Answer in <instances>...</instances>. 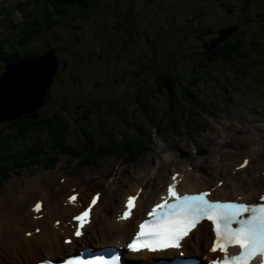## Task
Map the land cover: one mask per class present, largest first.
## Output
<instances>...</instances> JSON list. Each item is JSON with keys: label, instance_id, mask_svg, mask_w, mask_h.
<instances>
[{"label": "rangeland", "instance_id": "374dc122", "mask_svg": "<svg viewBox=\"0 0 264 264\" xmlns=\"http://www.w3.org/2000/svg\"><path fill=\"white\" fill-rule=\"evenodd\" d=\"M37 1L38 0H0V56L2 59L16 53L21 56L28 52L38 53L43 47L48 46L45 44L47 41L51 40L49 44H52V38H55L53 37L55 32H65L64 24L62 25L55 21L56 17L54 13H50L51 17L49 20L48 17L44 18V15L36 14L35 16L41 18H31L36 21L42 19V23L48 24L45 28H49H47V31L40 30L35 32L24 44L20 43V36L22 34L25 36L24 30L20 25L21 21L25 19L24 16H28L27 13L31 12L32 7L44 6V3H39ZM53 1L57 3L59 0ZM224 1L230 5L234 0ZM18 2L24 3L20 4ZM99 2L103 4V9L100 8L95 11L91 9L89 13H98L102 17L103 12L105 13L108 11L105 6L111 4L117 9V4L128 5L129 3L128 7H133V12L139 20L153 19L154 15L152 12L154 10L160 12L167 9L166 7L168 4H160L159 2L153 3L151 0H99ZM168 2L175 3L176 0H168ZM63 9L75 12L70 6H63ZM150 9L153 10L149 12ZM105 14L107 15V13ZM137 15H139V17ZM174 15L177 14L174 13ZM263 17L264 16H261L260 19ZM85 22H87L89 27L87 33L94 37L95 31L90 27L96 24L90 19L85 20ZM207 25V22H205L202 24V27L206 28ZM245 27H252V37L256 40L253 41L252 38L246 39L242 46L245 50L243 57L247 59L245 63L253 62L244 72L247 74L246 76L248 79L247 77L240 79L237 76L243 64L241 61L242 59H240L237 54L234 55L236 57L233 56L234 58L232 57L230 59H223L221 55L218 54V59L215 62H207L209 65L204 67V74L201 75V78L204 77L205 80H202L198 84V88H191L190 94L193 96L192 99L178 96L180 103H174L172 110L168 107L169 97L166 92L159 91V95L155 98L152 97L147 104L146 101L143 100L145 109H149V106H155L158 109L159 112H157L154 119H151V116L143 113L142 110L141 112L139 110L135 115L125 113L124 115H113V119H109L110 117H107V113L105 112L102 118L103 121L99 119L103 128H99V124L95 125V123H90V121L85 118L80 120L72 116L76 115V113H73L74 111H72L73 114L69 113V106L65 105L66 102L61 100L62 97L57 100H50L46 105L55 106L54 108H57L56 113L61 112L60 114H63V119L66 120L65 122L69 119L70 127L66 124H63V127H68L66 134L68 133V139L73 142V148L71 144L57 145L55 137H52V140L48 142L52 132L44 128L31 130V132L27 134V137L23 138L16 132L18 129L17 126L14 125L9 128L8 126L0 125V139L5 138L8 142V151L5 153L8 158H13V152H16L20 163L22 161L31 163L32 159H26L23 154L25 151L21 150L27 147H35L36 143L39 144V149L44 151L47 150L46 154H49L47 158H44L45 156L38 158L39 164H37V166L31 165L32 167H30L29 170L25 168H16V171L20 170L18 174H13L11 172L8 180L5 181V186L0 189V198H4V191L12 187L27 188V183L31 177H39V179L50 182L55 186L56 183L64 184V181L60 179H65L66 176H77L83 182L88 179H91L93 182H99L104 177L108 179L109 176H113L125 180L122 187L118 183L114 188L120 192L119 190L121 189L131 187L133 183L130 182L133 176L136 177L140 175L142 178H145L146 181L150 177L153 178L154 175L156 178L154 181L160 183L163 176L166 177L165 179L167 180L175 167L181 166L191 160H204L206 166H208V164L211 166L214 164L217 165V162L219 164L227 163L230 165L228 172H231L233 166L235 167V164L241 162L244 157H252L253 151L256 152L259 150L260 152H264V35L260 36L261 38L257 37L259 33H264L262 31V28H264V21L259 24L243 25V28ZM71 29L77 30V28ZM74 39L77 40L76 35H73L72 40ZM82 40L83 39L80 41ZM65 43L70 44L69 42ZM4 46L10 47V50H5V53L8 55H3ZM84 47L85 43L82 42L78 49L75 48L76 51H80V53H78L79 59L76 63H83V60L85 61L86 58L89 57V54L83 52L87 49V47ZM190 57L192 59L196 58L195 55ZM66 58L69 60L72 57L66 56ZM2 59H0V66L1 64H5L1 61ZM252 59L253 61H251ZM2 71L1 69L0 74ZM227 73H229L230 76L232 75V77L230 78ZM91 79L92 77L84 82V87L87 91L94 93L97 92V84L95 81L91 82ZM185 79L188 80L189 76ZM182 80H184V77ZM68 88L79 90L81 87L77 83L69 80L67 74L56 86L54 93L62 96V92L66 91ZM102 89L108 94L111 91L118 92L117 85L114 82H107L103 85ZM60 101L64 102V104L59 105L61 104ZM71 108L76 107L71 106ZM46 110H48V108H46ZM52 112L53 110H49L47 114H51ZM142 114H144V116ZM212 117L214 118L212 119ZM160 118H164L162 126L160 125L162 121ZM102 130L108 131L110 135L113 134L117 140L114 142L109 141V143L115 145L116 153L113 155L107 154L101 158L94 155L98 152L97 149L100 144L104 145L105 143L104 139L100 136ZM88 131H91L90 136L88 135ZM144 141L146 143L149 142L148 151L138 159L132 158V156L129 155L128 149L134 148L138 150L141 145L140 143ZM0 145L3 144L0 142ZM62 146L64 148H72L73 150L77 148L80 150L84 147L83 149L85 150L80 152L93 154V157L85 160L83 159L82 166L86 163L89 164L90 167L86 168V166L81 169L82 166L77 167L75 166V162H69L63 155L64 153L59 154V148ZM200 148H204V150L206 149V151H208L205 154H201L198 151ZM208 148L216 149L218 151L217 154H211ZM256 148L260 149L256 150ZM52 156H56L60 162L56 166L48 169L47 167H42L41 165L50 163L49 159ZM81 157L84 158L85 156L82 155ZM92 158L94 161L91 163L86 162ZM262 159L259 160L261 161ZM213 160H216V162H212ZM12 164L13 162L10 164L9 162L6 163V167L10 169ZM208 168L210 173L214 172L212 175L214 182L218 178H221L219 175L217 177V171L219 172L218 165L217 167ZM105 169L108 170V174L103 176L102 174ZM242 170H245V175H247L248 178L256 175L260 176L259 167L253 166L246 169L243 168ZM210 173L209 176H211ZM74 186L78 190V186ZM71 190L72 189H66L64 194H69ZM91 191L92 190H90L89 193L87 192V198L90 196ZM101 217L102 215L98 212L97 218L101 219ZM44 256H46V254ZM12 261V263H14L16 259Z\"/></svg>", "mask_w": 264, "mask_h": 264}, {"label": "flooded vegetation", "instance_id": "af4514ba", "mask_svg": "<svg viewBox=\"0 0 264 264\" xmlns=\"http://www.w3.org/2000/svg\"><path fill=\"white\" fill-rule=\"evenodd\" d=\"M151 1L168 4L167 9L160 12L154 10L152 12L154 17L149 20L137 19L133 7H128L129 3L117 4V9L111 4L105 6L108 10L105 12L107 15L103 12L102 17L98 13H89L91 9L77 5L70 6L75 12L65 10L63 15L70 18L69 22L61 23L64 24L65 32L63 35L62 32H58V40H53V44L47 43L48 46L41 49V53L48 47L53 49L61 63L47 93L46 103L62 97L61 100L68 104L66 99L74 95L72 99L73 103H76L74 112L76 115L80 112L79 116L86 120L90 116L81 111L85 109V105L92 104L93 100L98 99L116 104L114 106L116 112L112 113L113 115L124 113L135 115L142 110L143 113L152 116L156 114V107L149 106V109H145L144 101L147 104L152 97L159 95V91L166 92L170 98L173 88L177 95L181 96L188 84L198 86L205 80L201 75L204 74V67L209 65L207 62H215L220 49L228 45V42L236 44L239 36L244 35L241 33L246 30L253 31L252 27L243 28V25L259 24L264 21V17L260 19L264 16V0H234L230 5L224 0H176V4L168 0ZM97 3L93 11L103 9V4L99 0ZM211 5L213 6L209 7ZM94 16L96 18L93 19ZM89 19L96 24L90 27L95 31L94 37L87 33L89 27L85 20ZM205 22L208 24L206 28L202 27ZM233 25L237 27L236 30L222 42L215 43L219 32ZM262 31L264 32V28ZM73 35H76L77 40H72ZM263 35L264 33H259L257 37ZM252 36L251 32L248 39L256 41ZM81 39L83 40L80 41ZM65 42H69V46H63L66 45ZM82 42L87 47L83 52L89 54V57L83 60V63H76L80 51H76L75 48L78 49ZM192 55L196 58L192 59L190 57ZM66 56L73 59L68 60ZM67 74L68 79L81 88L79 90L68 88L62 92V96L56 95L54 89ZM188 76L189 79L186 80ZM90 77H92L90 81L97 84V92H89L84 87V82ZM107 82H114L118 92L111 91L108 94L103 90L102 87ZM60 103L59 105H63V102ZM169 103L172 104L173 101L170 100ZM71 106L73 105L69 104L70 108ZM44 107L40 115L46 116L49 110H53L51 114H56L55 106L45 104Z\"/></svg>", "mask_w": 264, "mask_h": 264}, {"label": "bare ground", "instance_id": "6f19581e", "mask_svg": "<svg viewBox=\"0 0 264 264\" xmlns=\"http://www.w3.org/2000/svg\"><path fill=\"white\" fill-rule=\"evenodd\" d=\"M208 149L211 154H217L218 152L216 149ZM258 149L260 148H256V150ZM259 159L262 160L260 161ZM212 162H216V160ZM242 162L243 160L235 165L238 166ZM204 163V160H191L174 168L175 170L172 174H178L181 191L197 192L216 186L212 198L225 200L240 196L242 200L254 201L258 199L264 190V152L253 151V156L250 158L246 168L259 167L260 176L256 175L251 178L245 175V170H239L236 166H233L232 171L228 172L229 164H219L217 162L219 167L217 177L219 175L221 178L214 182L212 176L214 172L210 173L208 167H217V165L211 166L208 164L206 166V163ZM209 173L211 176H209ZM105 174H108L106 169L102 175L106 176ZM165 178L163 176L160 183H156L154 175L153 178L150 177L146 181L140 175L132 177L130 183L133 184L131 186L133 188L137 187L136 190L139 187L143 188V197L141 198L140 196L138 199V206L135 209L133 219L137 220L140 218L144 214L142 208L159 199L158 196L164 184L167 183ZM103 179L99 182H93L91 179L83 182L77 176H66L64 184L56 183L53 186L50 182L41 180L39 177H31L27 183V188L12 187L4 191V198H0V264H32V260L42 259L39 257H43V252L47 255L46 258L52 259L75 251L79 240L74 239L70 245H65L60 233V230H65L67 236L71 235L72 230L69 229V226L62 225V221L66 223L70 214L81 209L78 206L65 205L62 202L66 189L70 190L75 187L74 185L83 187L84 192L94 188L101 190L104 194L103 196L101 195L98 204L94 207V220L87 227V229L91 227L88 233L82 236V246L89 245L88 242L92 235L100 237L98 243L94 246H119L122 244L130 236L134 228L131 219L127 221H117L116 219V213L122 208L123 198L128 194H125L124 191L128 188L126 187L118 192L114 189L115 186L119 183L122 187L125 180L113 176H109L108 179L104 177ZM220 179L225 180V184L221 188L216 184ZM36 197L44 200L43 209L38 213L31 210V206H33L31 202ZM79 201L83 202L86 199L79 198ZM98 212L102 215L104 222L97 218ZM36 215L38 216L35 218ZM58 219H61V226L59 228L53 227V223ZM38 227L41 229L39 233L33 231ZM27 231L33 232L28 236L26 235ZM191 234V237H188L184 242L187 255L194 256L203 252L207 253L211 236L210 225L207 222H202ZM173 253L177 254L176 251ZM141 254L143 256L148 255L143 252ZM139 255L135 254L134 256ZM14 259H16V262L12 263Z\"/></svg>", "mask_w": 264, "mask_h": 264}, {"label": "snow or ice", "instance_id": "6c2138e0", "mask_svg": "<svg viewBox=\"0 0 264 264\" xmlns=\"http://www.w3.org/2000/svg\"><path fill=\"white\" fill-rule=\"evenodd\" d=\"M56 67L57 61L51 56L33 62L25 72L12 66L5 78L0 79V90L7 88L21 101H34L38 99ZM247 163L248 160L245 159L243 164L237 167H243ZM177 175L173 173V183L167 186V195L147 212V218L138 225V231L127 247L133 251L153 252L169 248L179 249L191 229L201 221L207 220L211 223L215 236L210 250L223 254L222 258L217 257L210 264H253L257 256L262 258L261 264H264V194L257 200L244 202L240 197L228 200L210 199L211 189L180 193L176 190ZM98 196L99 194L93 197L88 209L74 219L83 223ZM69 200L74 201L75 196L69 197ZM135 200L136 195L128 196L126 210L120 218H127L130 215ZM40 208L41 202L37 201L33 211H39ZM81 234L79 228L74 232L75 236ZM70 242V239L65 240V243ZM230 248L238 251L230 253ZM38 264L57 262L44 259ZM58 264H120V258L118 256H112L110 259L103 256L84 258L82 255H72Z\"/></svg>", "mask_w": 264, "mask_h": 264}, {"label": "trees", "instance_id": "16d2710c", "mask_svg": "<svg viewBox=\"0 0 264 264\" xmlns=\"http://www.w3.org/2000/svg\"><path fill=\"white\" fill-rule=\"evenodd\" d=\"M37 2H42L44 3V6H36L34 10H32L29 13V21L28 19L25 20V22L22 20L21 21V27L24 30L25 36H23V34L20 36L21 40L20 43L24 44L26 41H28L30 39V37L35 33L38 32L40 30L43 31H47V28H45L48 24H44L41 22V20H33L32 18H39V16H35L37 15H44V18L48 17V20L51 17L50 13H54V16L56 17L55 21L58 23H67L70 21V18H66V16H63V13L65 12V9H63V6L69 7V6H79V7H83L86 9H94V7L98 4L97 0H59L57 3L54 2L53 0H41V1H37ZM22 2H20L21 4ZM44 8V11H43ZM65 8V7H64ZM153 9H150L149 11H152ZM67 11V10H66ZM32 17V18H31ZM96 18V16L93 17V19ZM44 20V19H43ZM46 22V21H44ZM62 35H63V31ZM60 32V33H61ZM252 31L250 30L249 32L246 30L245 32L241 33L244 34L243 36H239V39L237 40L236 44H232V42H228L223 49H220L219 54L221 55V57L223 59L226 58H232L235 54L238 55V57L240 59H242L241 61L243 62L242 64V68L239 70V75L237 74L238 78L242 79L243 77H247L245 70L249 68L250 62H246L247 60L246 58L243 57V53H244V47L243 46V42L249 38V35ZM58 32H55V35L52 38L53 40H58V36H57ZM258 36V35H257ZM65 37V36H64ZM49 42H51V40L47 41L45 44H49ZM53 44V42H52ZM63 46H69L68 44L63 45ZM50 47H48L47 49H49ZM32 53V52H31ZM30 52L27 53L31 54ZM8 55V54H5ZM13 56H17V54H11L10 57L11 58ZM31 56V55H30ZM236 57V56H234ZM233 57V58H234ZM7 58H5L6 60ZM239 60V59H238ZM250 60V59H249ZM253 61V59L251 60ZM211 62V61H208ZM229 76L230 74L227 73ZM232 77V75L230 76V78ZM248 79V77H247ZM227 82V81H226ZM223 83V82H222ZM191 88H198L196 84H188V86L186 87V89L183 90V93L181 94V96L186 97V99H192L193 96L190 94L191 92ZM74 95L69 96L67 100L68 104H65L67 106H69V104L71 105H75L76 103H73L72 99H73ZM197 97V96H195ZM171 100V102L173 101L172 104H168V107L171 108V110L173 109V105L174 103L176 104L177 102L180 103V100H178V95L175 91V88H173V93L170 94V98L169 101ZM65 101V100H63ZM66 102V101H65ZM81 103H83L82 101H80ZM80 102H77V104H79ZM64 104V102H63ZM115 103H110L109 101H102L101 99H98L97 101L93 100L92 104H87L85 105V109L82 110L81 112H83V114H85L86 116H90L89 120L90 123L93 122L95 123V125L99 124V128H103V126L100 124L99 119H101V121H103V117L105 112L107 113V117H110L109 119H113V114L116 112L115 109ZM69 110L74 111L75 108H70L68 107ZM44 110V106L39 108L38 110L30 113V114H25L22 117H20L19 119L13 120L11 122H7L6 124H4V126H8L9 128H11L12 126H17V130L16 132L22 136L23 138L27 137V134L31 132V130H39L44 128L45 130H48L49 132H52V134L50 135V138L48 139V142L52 140V137H55L56 141H57V145H67V144H71V147L74 145L72 141H70L68 139V133L66 134V129L65 127H63V124L68 125L69 124V119L67 120V122H65L66 120L63 119V114H60L61 112H57L56 114H47L46 116H42L40 115L41 111ZM71 111L69 112L71 114ZM75 113V112H73ZM72 113V114H73ZM80 112H77V115H72L75 116L76 119H80L82 120V117L79 116ZM96 117V119H95ZM88 135H91V131H88ZM101 138L104 139L105 143L104 145L100 144L99 148L97 149V156L99 157H104L107 154L113 155L116 153V147L115 145L109 143V141H116L117 138L115 136L110 135V133L108 131H104L102 130V132L100 133ZM100 138V137H99ZM102 139V140H103ZM150 141V140H149ZM0 142L3 145H0V186L2 185V182L5 181L6 178L9 177V169L8 167H6V163L9 162V164L11 162H13V164L11 165L12 169L15 170L16 168H21L22 166L26 165L28 162L27 161H22L20 163L18 157H17V153H14V157L13 158H8L7 155H5V153H7L8 151V142L7 140L4 138L0 139ZM103 143V142H102ZM94 144V141H93ZM92 144V145H93ZM140 148L134 149V148H130L128 149L129 154L132 157H136V156H140L142 153L146 152L148 150V144L149 142H141L140 143ZM3 147V148H2ZM39 144L36 143L35 147H27L21 151H25L23 154L25 155L26 159H32L33 164H36V161H39L38 158L45 156L44 158H47V156L49 154L47 153V150H41L38 148ZM73 148V147H72ZM72 148H64L63 146L59 148V153H64L65 155L70 156L71 161L78 159V158H82L81 156H85L88 155V157L90 156V153L86 154V152H80L79 149H72ZM5 149V150H3ZM28 152V153H27ZM57 158V157H56ZM50 158V162H53V160H56L55 162L59 161V159L57 158ZM87 158V157H86ZM55 166V163H51ZM18 165V166H17Z\"/></svg>", "mask_w": 264, "mask_h": 264}, {"label": "water", "instance_id": "95a60500", "mask_svg": "<svg viewBox=\"0 0 264 264\" xmlns=\"http://www.w3.org/2000/svg\"><path fill=\"white\" fill-rule=\"evenodd\" d=\"M236 28L237 27L235 25L223 28L219 32V37L215 40V43L222 42L225 38L229 37L236 30ZM49 56L56 59L57 67L54 73L48 78L43 91L39 94L38 99L34 101H21L9 89L5 88L4 90H0V123L11 122L13 120L19 119L25 114H30L43 107L46 104L47 93L51 85L53 84L60 66L59 59L52 49H47L44 53L37 56L16 59L5 64L4 71L2 72V74H0V79L5 78L6 74L9 72L10 67L12 66H15L21 72H25L33 65V62L41 61L43 58ZM200 152L201 154L206 153L204 149H200Z\"/></svg>", "mask_w": 264, "mask_h": 264}]
</instances>
